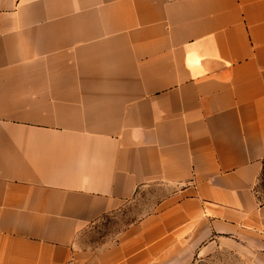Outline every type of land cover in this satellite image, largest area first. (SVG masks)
Masks as SVG:
<instances>
[{"label": "crops", "instance_id": "0c3cea01", "mask_svg": "<svg viewBox=\"0 0 264 264\" xmlns=\"http://www.w3.org/2000/svg\"><path fill=\"white\" fill-rule=\"evenodd\" d=\"M263 171L264 0H0V264H264Z\"/></svg>", "mask_w": 264, "mask_h": 264}, {"label": "rangeland", "instance_id": "374dc122", "mask_svg": "<svg viewBox=\"0 0 264 264\" xmlns=\"http://www.w3.org/2000/svg\"><path fill=\"white\" fill-rule=\"evenodd\" d=\"M259 197L264 201V171L257 185ZM160 193L152 190L151 194L136 198L124 210L105 218L96 228L89 231L88 239L92 244L105 243L114 240L119 231H121L128 223H131L140 216L151 211L156 198ZM237 260L233 255L217 251L197 258L193 264H236Z\"/></svg>", "mask_w": 264, "mask_h": 264}]
</instances>
